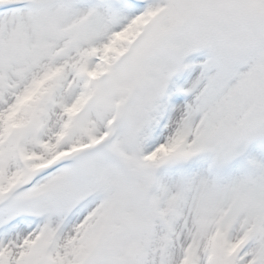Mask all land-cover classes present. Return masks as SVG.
<instances>
[{
	"label": "snow or ice",
	"instance_id": "1",
	"mask_svg": "<svg viewBox=\"0 0 264 264\" xmlns=\"http://www.w3.org/2000/svg\"><path fill=\"white\" fill-rule=\"evenodd\" d=\"M0 264H264V0H0Z\"/></svg>",
	"mask_w": 264,
	"mask_h": 264
}]
</instances>
